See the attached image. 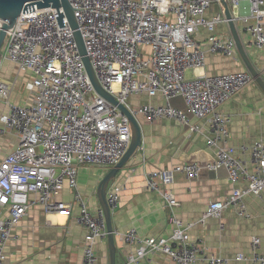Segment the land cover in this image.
Returning a JSON list of instances; mask_svg holds the SVG:
<instances>
[{"label":"built area","instance_id":"1","mask_svg":"<svg viewBox=\"0 0 264 264\" xmlns=\"http://www.w3.org/2000/svg\"><path fill=\"white\" fill-rule=\"evenodd\" d=\"M81 34L86 55L100 86L124 105L137 119L162 118L176 121L189 134L202 133L214 159L200 166L185 162L170 168L153 169L144 175L146 188L170 209L173 224L168 236L139 237L134 228L119 233L133 253L122 264H136L154 254L165 255L169 264H226L200 242L189 238L193 222L183 224L172 211L178 202L170 190L174 175L198 177L201 169L224 170L232 184L229 196L208 203L198 224L235 207L247 217L242 198L252 194L264 198V141L241 146L249 151L251 169L228 145L231 118L220 106L254 82L248 70L207 75L203 72L206 52L234 57L236 43L231 35L215 34V26L228 23L220 0H68ZM233 22L241 21L251 43L264 51V0H226ZM216 5L220 11L207 17ZM20 13L6 32L0 54L20 72L28 74L25 88L31 102H10L11 85L0 81V100L6 111L0 117L2 131H12L18 141L0 160V264H5V246L17 238L15 228L30 206H43L45 214L70 216L72 205L57 199L68 186L79 207L76 216L84 229L82 264H97V242L106 240L107 229L99 204L90 210L77 189L80 166L109 169L127 150L131 129L116 105L101 97L91 84L73 30L63 15L59 27L56 8ZM58 12L63 9L58 8ZM209 32L203 45L196 40L199 30ZM143 48H147L146 52ZM191 69L192 77H186ZM264 78V69L260 72ZM160 95L158 104L133 106L134 94ZM180 99L183 108L172 104ZM196 120L195 123L190 121ZM203 123L205 131L202 130ZM244 180L245 189L235 185ZM121 187L110 185L106 202L116 210ZM259 239L253 237L249 254L235 255L236 261L264 264Z\"/></svg>","mask_w":264,"mask_h":264},{"label":"crops","instance_id":"2","mask_svg":"<svg viewBox=\"0 0 264 264\" xmlns=\"http://www.w3.org/2000/svg\"><path fill=\"white\" fill-rule=\"evenodd\" d=\"M217 11H220L219 7L213 5L207 17ZM234 25L245 55L252 66L262 72L264 51L251 43L241 21L234 22ZM214 32L232 36L228 23L217 24ZM208 35V31L201 29L195 38L204 45ZM143 49L148 51L147 48ZM243 70L247 68L238 51L234 57L209 52L205 54L203 72L207 75ZM187 72L193 74L191 69ZM27 77L28 74L20 72L12 62H1L0 81L11 85L10 102L18 105L31 102L29 92L25 88ZM161 102L158 94H134L129 98V103L133 106ZM172 104L183 108L180 99H174ZM219 110L231 118L228 145L235 149V155L240 156L248 169H251L249 151L242 152L240 148H249L260 139L264 141V93L253 82L223 103ZM5 111V103L0 100V117ZM137 120L142 132L141 147L109 184L121 187L118 206L112 213L116 264H122L126 256L135 250V246L123 241L119 233L134 228L136 234L142 238L168 236L173 228L170 209L164 206L159 196L146 188L144 175L153 169L170 168L185 162H196L204 166L214 159V149L207 145L202 133L189 134L184 125L166 118L151 121L146 117H138ZM190 121L196 122L194 118ZM200 125L205 131V125ZM17 141L15 133L2 131L0 122V160L14 149ZM107 171L108 169L96 166L78 168L77 189L90 210L99 206L96 189ZM235 186L243 190L246 183L241 180ZM169 187L178 202L172 213L183 224L193 222L188 230L191 241L200 242L213 254L228 258L226 264H256L236 261L234 257L239 253L249 254L253 237L259 239V252L264 253V198L250 193L243 196L247 217L238 216L236 208L229 207L222 211L220 218L209 217L203 224H198L208 203L224 200L229 196L232 184L228 181L225 171H207L202 168L198 177L192 180L176 174ZM57 199L71 203L70 216L45 214L43 206H30L14 230L17 238L10 240L5 246V264H82L84 229L76 222L79 207L73 201L72 190L68 186L59 192ZM95 252L97 264H110L107 238L97 242ZM136 264H169V259L158 253L139 260ZM195 264L207 262L198 260Z\"/></svg>","mask_w":264,"mask_h":264},{"label":"water","instance_id":"3","mask_svg":"<svg viewBox=\"0 0 264 264\" xmlns=\"http://www.w3.org/2000/svg\"><path fill=\"white\" fill-rule=\"evenodd\" d=\"M220 4L223 8L224 15L228 20V25L232 34V37L235 40L236 48L241 56L242 60L245 63V66L249 73L252 75L254 82L259 86V88L264 93V80L258 70H256L249 59L245 55V52L242 48L241 42L236 33L234 22L231 19L230 11L227 5L226 0H220ZM33 7L37 9L53 7L56 8L58 16H56L59 27L64 26L62 17L65 15L70 28L73 30V35L78 47V51L82 56V61L86 70V73L89 77L91 84L93 85L95 91L103 98L113 103L118 107V109L127 117L130 129H131V139L129 146L123 156L120 158L119 162L108 169L105 175L100 179L97 189L96 196L98 202L103 210L104 219L107 229V242L109 247L110 254V264H116L115 262V253L116 246L114 242V232L112 226V215L110 209L106 202V192L111 181L115 178L118 171L121 170L128 159L135 154V152L140 149L142 144V132L138 120L130 113V111L122 104H120L111 94H108L102 89L99 82L97 81L94 71L91 67L88 56L86 55V50L84 43L81 37V34L78 30V25L74 16L73 8L68 2V0H0V54L3 42L5 40L6 32L14 25L16 18L20 13H26L34 11ZM63 9L62 12H58V8Z\"/></svg>","mask_w":264,"mask_h":264},{"label":"rangeland","instance_id":"4","mask_svg":"<svg viewBox=\"0 0 264 264\" xmlns=\"http://www.w3.org/2000/svg\"><path fill=\"white\" fill-rule=\"evenodd\" d=\"M185 75H186V77L188 78V77H192L194 74L191 75V74H189V72H186Z\"/></svg>","mask_w":264,"mask_h":264}]
</instances>
